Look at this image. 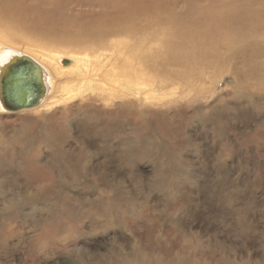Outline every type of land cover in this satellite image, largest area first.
<instances>
[{
    "label": "rangeland",
    "instance_id": "rangeland-1",
    "mask_svg": "<svg viewBox=\"0 0 264 264\" xmlns=\"http://www.w3.org/2000/svg\"><path fill=\"white\" fill-rule=\"evenodd\" d=\"M33 1L41 2L45 10L40 15L49 16L53 26L48 30L33 29V26L29 29V23L34 24L37 20L25 18L22 19L25 25L23 21V24L17 23L23 28L28 27L27 30L15 33L12 23L4 21L0 22V38L6 37L19 47L28 46L27 50L47 47L65 53L91 52L94 47L107 45L115 38L126 45L117 47L118 65L125 61L138 69L143 67L135 76L140 78L142 75L146 86L156 91V100H147V103L117 89L95 91L96 94L90 93L88 98L75 99L54 111L66 112L69 118L56 119L49 126L51 132L49 127L41 129L37 121L32 127L22 125L25 120L44 118L40 111L0 114V121L5 122L3 127L12 130L9 132L0 127L4 131H0V264H70L66 257L71 256L74 258L71 264H89L92 255L97 256L98 264H107L108 252L105 254L104 246L110 244L111 239L117 240L124 248L132 245L131 240L140 239L136 240L139 250L156 254L169 244L168 254L190 247L195 254L208 256L214 262L247 264L240 259L246 260L250 256L249 264H264V68L248 73L241 58L239 62L231 59L229 54L233 44L225 40L212 43L207 53L211 54L210 57L198 60L192 67L145 61V53L150 47L155 55L158 42L176 36L172 34L173 26L164 23L169 14L162 11L165 6L169 11L175 10L174 15L178 16L188 10L181 3L173 6V0H165V4L157 0L162 7L157 11L160 18L156 16L151 43L144 32L137 34L139 40L120 41L126 32H115L108 23L102 25L99 36L92 35L90 31H97L106 12L101 13L100 6L81 5L76 3L79 0H72L73 3L64 1L54 9L45 0ZM210 16H216L217 22L224 17L207 11L196 13L192 21L196 18L198 24L204 23ZM253 16L263 17L264 7H255ZM231 19L228 21L233 22L232 26L246 31L243 23L235 22L234 16ZM252 27L264 28V24H253ZM250 36L246 34V41L254 42ZM255 38L262 39L259 46L264 49L262 35ZM234 43L243 45L239 39ZM173 54L169 48L162 59L167 61ZM262 55L257 59L264 63V53ZM164 92L168 94L165 97L162 96ZM26 131L33 132L36 144L23 141ZM40 134L58 135L59 145H45L39 139ZM124 134L131 136L134 144L121 152L119 142ZM76 148L84 156L97 153L85 165L80 162L74 171V167L69 168L60 160L67 150L78 151ZM130 152L135 154L134 160L129 158ZM39 165H48L47 171L51 175ZM51 165L57 166L53 168ZM218 172L223 173L222 178ZM194 179L198 180L197 184L191 183ZM45 180L47 183H43ZM28 182L38 187L33 191L47 186L49 195L35 198L32 205L25 199L18 201L19 194L32 192L26 189ZM2 185L5 186L4 194ZM91 186H96V191L92 192ZM234 186L239 189L237 192L247 189L238 198H227L225 193ZM171 190L180 192L170 197ZM7 193H11L12 198L6 197ZM180 199L185 206H176ZM228 200H231L230 204ZM16 201L8 210L15 216H6V205ZM186 207H190L189 211ZM232 212L238 215L235 221H232L235 218L231 219ZM243 212L249 216L247 222L240 220ZM180 218L184 234L180 227L175 229L169 224V221L176 222ZM162 225L169 243L167 239L160 243L156 237ZM182 235L190 236L192 242H201L205 254L193 245H185ZM226 256L229 258L224 259Z\"/></svg>",
    "mask_w": 264,
    "mask_h": 264
},
{
    "label": "bare ground",
    "instance_id": "bare-ground-1",
    "mask_svg": "<svg viewBox=\"0 0 264 264\" xmlns=\"http://www.w3.org/2000/svg\"><path fill=\"white\" fill-rule=\"evenodd\" d=\"M45 1H47L50 4V7L54 6V9H56V8H58V5H60L64 1L68 4H71L76 0H74V1H72V0H70V1H68V0H45ZM40 3H41L40 1L35 2L33 0H18L17 2H15L13 0H0V22L9 21L10 23H12L11 24L12 30L15 33H18V32L20 33L22 31L25 32V30H27V28H28V27L23 28V26L21 25L22 21L25 18H34L37 21L35 20L36 22L34 24L29 23L30 24L29 29H32L31 27L33 26V29L39 30V29L43 28L45 30H48V29H50V27L53 26L54 22L49 21V16L43 17L42 15H40L42 10H45V7L42 4L40 5ZM76 3L81 4V5L100 6V7H102L101 13H104L106 11L105 14L103 15V22L98 27L97 31L96 32L90 31L92 35L99 36L103 31L102 25L105 23H108L115 28V32H117V31L126 32L124 34L125 38L120 40V41H125L128 43L131 40H139V37L137 34L141 33V32L147 33L146 39H150L149 43H151L153 41L152 35L154 34V31L156 30V25H155L156 19L160 18L157 11L158 10L160 11V8L162 7L160 4H158L157 0H79ZM162 3L165 4V0H162ZM178 3L185 5V7L188 9L187 11H185L180 16L174 15L175 10L169 11L168 7H166V6L162 10L163 12H169L168 18L165 19L166 21H164V23L173 26V33L172 34H176V36H174V35L172 36L170 34L173 37V38H171V40L164 38L163 42H158V45L156 47V49L158 51L155 53V55L153 54V51H154L153 47H150L145 53V57H144L145 61H147V59H148L149 61H155L156 63H160V65H162L166 62V64H168V65H177L179 67H188V66L192 67V65H194V63H196L198 60L210 57L211 54L209 53L210 55H207V53H208V50L211 48L212 43H214L216 41L225 40L228 42L231 41L233 46L234 45L236 46V48L235 47L233 48V46H232V48H230V49H232L231 54H229L231 59L233 61L237 60L239 62V60L241 58L243 61V64L246 65L248 73L255 71L259 67L264 68V63L259 62L257 59L258 55L263 56L262 54L264 53L263 52L264 49L260 48V46H259L262 39L261 38H255V36L260 37L262 35V38L264 39V32H263L264 28L257 27L256 29H254L252 27L253 24H257V23L264 24V16L263 17L253 16V12L255 10V7H264V0H173V6H176ZM28 7H31L33 9L35 8V9H37V11H30L32 9L29 10ZM207 11L216 13V14H218L219 17L221 15H223L224 17H221L223 20L217 22L216 16H210L209 20L205 18V22H204V20L203 21L201 20L204 23L198 24L196 21V18H195V21H192V20H194L192 16H195L196 13L197 14H204V12H207ZM145 12H148V13H146L144 15ZM156 16H157V18H156ZM232 16H234L235 22H241L244 24V27H246L247 33L250 34L253 37V39L255 40L254 42H247L246 41V34H247L246 31L245 32L241 31L240 29L232 26L233 22L231 23L228 21V19H231ZM27 20H26V22H27ZM142 20L147 26L143 24ZM231 20H233V19H231ZM17 22H21V23H17ZM30 22H33V21L31 20ZM23 23L25 25L24 21H23ZM14 26H16V28H13ZM29 29H28V31H29ZM29 32H31V30ZM74 32H77V30H74ZM28 34L29 33H27V36H28ZM231 38H234V39H231ZM237 39H239V41H242L243 45H236V43H234V42L237 41ZM38 40L36 39V41H38ZM53 45H55V44H53ZM42 46H43V44H42ZM46 46H48V45H46ZM125 46L126 45H123V42H119V40H116L115 38H113L110 42H108L107 45L104 44L102 47H100V46H98L97 48L94 47L91 52L87 51L85 53H81V52L74 51V52L65 53V52L55 50V49L49 50V49H47V47L46 48L30 47V49L27 50L26 47H28V46L19 47L15 44H12V42L8 41V39L6 37L0 38V77L6 71V68H8L7 72H9L10 65L11 64L15 65L17 60L22 61V58H27L28 60H33L34 63L37 64V67L34 66L33 70H31L30 68H27V69H25L24 72H21L22 73L21 78L25 81V84L27 86H29L32 91H34L35 95H33V98H37V103L32 105L31 107H21L18 109H13L12 108V106H13L12 102L7 103L5 98L0 97V114H6V115H16L17 114L18 115V114H24L25 112H29V111L32 112V110L40 111V112H42L44 118L25 120L23 124L21 122L20 123L22 125H24L25 127L26 126L32 127L34 125V122L37 121L39 124V127H41V129H42L44 127L47 128V127L51 126V124H53V122H55L56 119H64V118L68 119L69 118L68 114H66L65 111H64L65 113H63V112L53 113L54 111L58 110V108L61 107V105L70 103V102H72L78 98L79 99L88 98V97H90L89 94L93 93V92L95 93V91L96 92H98V91L102 92L104 90L110 91V89H112L114 91L115 89H117V90H120L121 92H125L126 95H128L132 98H140L147 103H148L147 100H149V101L156 100V95H155L156 91L149 89L146 86L147 83L142 80V79H144L142 77V75H140L141 79L137 78L135 76V74H137V71H141V69L143 67L142 68L139 67V69H138V67L131 66L125 61H123L120 65H118V58H117L118 52H117V50L119 48L125 47ZM92 47H93V45H92ZM117 47H118V49H117ZM76 48H78V47H76ZM169 48L173 51L174 54L172 56H169L167 61H164L162 58L165 57V54ZM127 49H128V47L125 48V50H127ZM203 50L206 51L205 55H203ZM64 51H66V50H64ZM218 53H219V51H218ZM215 54H217V53H215ZM225 54L227 55L228 53H225ZM126 55L130 56L129 54H126ZM222 56H224V55H222ZM154 57H155V60H154ZM67 58H69V59H67ZM129 58H128V60H129ZM140 61L142 62L141 64L145 65L144 61H142V60H140ZM221 64L222 63H220V66L222 67L223 64L222 65ZM160 65H158V66H160ZM216 66H218V65H216ZM239 66H241V65H239ZM253 66L255 68L252 70ZM150 70H151V68H150ZM140 73H142V72H140ZM156 73L157 72H155V74ZM212 73H214V72H211V74ZM191 79H192V77H191ZM230 79H231V77H230ZM230 81L232 83V80H230ZM257 82H259V81H257ZM238 86H239V84H238ZM230 87H233V86H230ZM198 90L199 89H197V91ZM192 91H191V93H192ZM202 91H204V90H202ZM234 92H235V90H234ZM110 93H113V92H110ZM182 93H183V91H182ZM167 95L168 94L164 92L162 96L165 97ZM200 95H201V93L199 94V96ZM233 96H235V95H233ZM233 96H232V98H233ZM98 97H100V95ZM106 98H107V94H106ZM177 98H178V96H177ZM181 98H183V97H181ZM229 98H231V97H229ZM248 99L251 100V98H248ZM235 100H236V98H235ZM89 101H90V99H89ZM108 102H110V101L108 100ZM139 104H140V102H139ZM157 104H159V103H157ZM112 105H113V102H112ZM259 106H261V105H259ZM70 107H72V106L70 105ZM261 108H263V107H261ZM64 109H62V110H64ZM120 111H122V109ZM125 111H127V110H125ZM4 117H6V116H4ZM3 122L4 121H0V127L4 130H8L9 132H12V130L3 127V125H5L4 124L5 122L4 123ZM20 127H22V126H20ZM20 130H23V127ZM38 130H39V128H38ZM49 130L51 132L50 127H49ZM26 133H27L26 134L27 136L26 135L24 136L26 138L21 136L22 138H24L23 141L24 142L25 141H32L33 143L36 144L37 141L35 140V136L32 134L33 132L31 133V131L30 132L26 131ZM7 136H8V134H7ZM13 137H15V135ZM58 138H59L58 135L49 136V135H45V134H40V136H39V139L42 143H44L45 145L51 144L52 146L53 145H59ZM12 139L13 138L11 137V140ZM21 142H20V144H21ZM1 143H2V141L0 140V144ZM105 143L106 142L104 141V144ZM167 143H169V141ZM44 144H42V145L44 146ZM101 144L103 145L102 142H101ZM133 144H134L133 138L129 135L124 134L123 138L119 142V147L121 149V152L125 151L127 146H130ZM12 147H13V145H12ZM100 147H102V146H100ZM100 147H98V150L100 149ZM19 150L21 152L20 148H19ZM77 150L78 151H74V152H72V151L69 152L67 150L62 155V158L60 160L63 165H67L69 168L74 167V171L76 170V168L78 167L80 162H83V165H85L86 162L90 158H92L94 155H96V153H97V152H92V153H89L87 156H84L83 153L79 149H77ZM94 150H96V149H94ZM42 152H43V150H42ZM103 152H104V150H103ZM108 152H109V150H108ZM135 152H136V150H135ZM45 153H43V154H45ZM16 154H18V153H16ZM121 154L122 153H120V155ZM7 156H9V154ZM129 158L131 160H134L136 158L135 154L133 152H130ZM92 159H94V158H92ZM3 165H5V164H3ZM39 166L43 169L44 172L51 175V173L47 171L48 165H39ZM51 166L54 168L57 165H51ZM21 171H22V169H21ZM75 173H77V172H75ZM77 175H78V173H77ZM217 175H219L221 178L223 177V173L218 172ZM174 177L180 179V177H177V176H174ZM47 180H45L43 183H47ZM81 180H82V178H81ZM84 181H88L90 183V181L88 179H84ZM197 181H198L197 179H194L193 181H191V183L197 184ZM36 188H38V187L32 186V184H30L29 182L26 183V189H29L32 192H25L24 194H21V195L19 194L18 197H20V198L18 199V201L21 199H25L29 204L32 205L33 204L32 201L35 198H39L41 196L46 197L50 193V192H47V191H49L47 186H43L42 188H39L38 190L33 191ZM246 189L247 188L243 189L240 192H237V190H239V189L234 186L231 190H229L225 194L227 195V198L228 197H237L238 198L239 196H241L242 194L245 193ZM2 190H3V194H4L6 192L5 186L2 187ZM91 190H92V192L96 191V186H93V187L91 186ZM179 192H180V190H171L169 192V196L173 197L176 193H179ZM6 197L12 198V194L7 193ZM12 200L13 199H11L10 201H12ZM230 201L231 200H228L229 204H230ZM15 203H17V201L14 203H10V204L6 205V207L4 209L6 216H11V217L15 216L12 213L8 212L9 208L13 207ZM28 203H27L26 207L29 206ZM191 203H192V201H191ZM183 204H181V199H180V201L176 203V206H178V207L182 206L183 207V206H185ZM186 208L188 209L190 207H186ZM188 211H189V209H188ZM232 213H234V215L231 217V219L235 218L232 221L237 220L238 215L235 214V212H232ZM185 214H186V212H185ZM174 217L176 218V215ZM181 218L178 219L176 222H174L175 220L174 221L168 220V221H169V224H171L173 226V228L178 229L180 227L181 228L180 230H182L181 233L184 234L185 230L182 228V226L180 224ZM241 219H242L241 222H243V221L247 222V220L249 219L248 214H246V212H243L240 220ZM163 226L164 225H162V227L159 228L160 232L158 234H156L158 231L155 233L156 237L158 238L160 243H163V241L167 239V237H165L164 233H163V229H162ZM120 227L122 228L123 225ZM182 238H185V241H186L185 245H187V246L193 245L194 248L198 249V251L200 253L205 254V250L201 246V242L190 241V236L187 237L185 235H182ZM199 238H201V237L199 236ZM136 240L140 241V239H136ZM136 240H131V243H130V244H132L130 246L131 248L130 247L129 248L128 247H126V248L122 247L118 243V241L115 239H111L110 244L106 243L104 248H105V254H106V252H108L107 264H223L220 261H218V262L212 261L208 256L205 257V255L195 254L193 249H191L190 247L178 249V250L174 251L173 254L167 253V251L169 249V244L165 245L161 250H159L158 254H156L155 252H150V251L145 250V249L139 250L138 249L139 243ZM167 243H169L168 239H167ZM141 246H142V244H141ZM166 253H167V255H165ZM225 254H227V252ZM65 256L66 255L64 254V257ZM228 258L229 257L226 256L224 259H228ZM247 258L248 259H246V260H243L241 258L240 262H246L247 264H249L247 261L250 259V256H247ZM73 260H74L73 256L66 257V261L69 262L70 264L73 262ZM252 260H254V259L252 258ZM98 263H100V262L97 261V256L92 255V258H91L89 264H98ZM253 264H257V263L253 262Z\"/></svg>",
    "mask_w": 264,
    "mask_h": 264
},
{
    "label": "water",
    "instance_id": "water-1",
    "mask_svg": "<svg viewBox=\"0 0 264 264\" xmlns=\"http://www.w3.org/2000/svg\"><path fill=\"white\" fill-rule=\"evenodd\" d=\"M33 60L22 58L17 60L15 65H10V70L6 68V71L0 77V97L5 98L7 103L12 102L13 109L21 107H31L37 103V98H33L34 91L25 84V81L21 78V72L25 69H34L37 64H33ZM32 64V65H31Z\"/></svg>",
    "mask_w": 264,
    "mask_h": 264
}]
</instances>
